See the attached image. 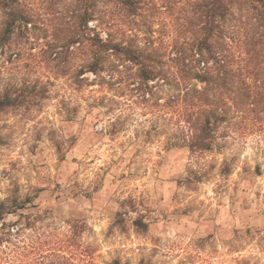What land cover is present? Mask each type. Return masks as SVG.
<instances>
[{"label": "clouds", "instance_id": "clouds-1", "mask_svg": "<svg viewBox=\"0 0 264 264\" xmlns=\"http://www.w3.org/2000/svg\"><path fill=\"white\" fill-rule=\"evenodd\" d=\"M0 264H264V0H0Z\"/></svg>", "mask_w": 264, "mask_h": 264}]
</instances>
